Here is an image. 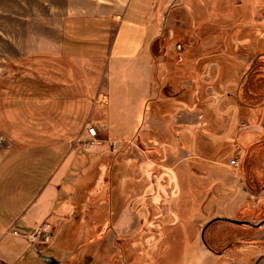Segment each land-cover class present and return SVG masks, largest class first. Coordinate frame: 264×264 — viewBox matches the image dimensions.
<instances>
[{
    "label": "rangeland",
    "instance_id": "obj_1",
    "mask_svg": "<svg viewBox=\"0 0 264 264\" xmlns=\"http://www.w3.org/2000/svg\"><path fill=\"white\" fill-rule=\"evenodd\" d=\"M45 1L0 0V74L30 33L58 26ZM158 21L137 126L79 118L49 158L66 219L42 234L46 257L18 264H264V225L235 222L264 219V0H172Z\"/></svg>",
    "mask_w": 264,
    "mask_h": 264
},
{
    "label": "crops",
    "instance_id": "obj_2",
    "mask_svg": "<svg viewBox=\"0 0 264 264\" xmlns=\"http://www.w3.org/2000/svg\"><path fill=\"white\" fill-rule=\"evenodd\" d=\"M171 1H45L60 4L53 16L58 26L30 33L27 48L0 74L6 142L0 153V264L44 256L46 227L66 219L56 205L65 173L49 158L79 131L80 117L106 116L111 134L134 131L152 91L150 49L161 32L158 19ZM38 18L52 19L46 13ZM112 112L131 114L135 126L128 127L131 118L114 121ZM38 229L34 241L23 235Z\"/></svg>",
    "mask_w": 264,
    "mask_h": 264
},
{
    "label": "built area",
    "instance_id": "obj_3",
    "mask_svg": "<svg viewBox=\"0 0 264 264\" xmlns=\"http://www.w3.org/2000/svg\"><path fill=\"white\" fill-rule=\"evenodd\" d=\"M86 128H87V133H88V135H89V141H94L95 139H96V137H97V132H98V130H97V128H96V126L95 125H93L92 123H87V125H86ZM233 163H236V160L235 159H233V161H232ZM43 228H41V230H42ZM40 229H38L36 232H34V233H23V235L29 240V241H34V240H36L37 239V236H38V234H39V232L41 231ZM15 233L17 232V231H14Z\"/></svg>",
    "mask_w": 264,
    "mask_h": 264
},
{
    "label": "flooded vegetation",
    "instance_id": "obj_4",
    "mask_svg": "<svg viewBox=\"0 0 264 264\" xmlns=\"http://www.w3.org/2000/svg\"><path fill=\"white\" fill-rule=\"evenodd\" d=\"M253 67H254V66H253ZM235 222L243 223V224H247V225H251V226H258V227L264 225V219L261 220L260 222L256 223V224H254V223H252V222H250V221H248V220H245V221H236V220H235ZM204 230H205V228H204L203 231H202V237L204 236Z\"/></svg>",
    "mask_w": 264,
    "mask_h": 264
}]
</instances>
